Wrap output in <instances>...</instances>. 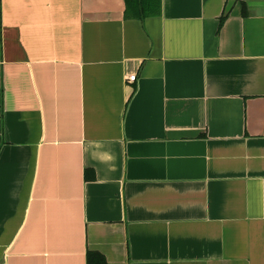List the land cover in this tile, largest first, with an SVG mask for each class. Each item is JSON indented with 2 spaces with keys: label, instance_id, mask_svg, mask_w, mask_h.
<instances>
[{
  "label": "crops",
  "instance_id": "1",
  "mask_svg": "<svg viewBox=\"0 0 264 264\" xmlns=\"http://www.w3.org/2000/svg\"><path fill=\"white\" fill-rule=\"evenodd\" d=\"M155 11L0 0V264H264V0Z\"/></svg>",
  "mask_w": 264,
  "mask_h": 264
},
{
  "label": "trees",
  "instance_id": "2",
  "mask_svg": "<svg viewBox=\"0 0 264 264\" xmlns=\"http://www.w3.org/2000/svg\"><path fill=\"white\" fill-rule=\"evenodd\" d=\"M158 0H125V16L142 18L155 13ZM87 264H107L105 257L95 251L88 253Z\"/></svg>",
  "mask_w": 264,
  "mask_h": 264
},
{
  "label": "built area",
  "instance_id": "3",
  "mask_svg": "<svg viewBox=\"0 0 264 264\" xmlns=\"http://www.w3.org/2000/svg\"><path fill=\"white\" fill-rule=\"evenodd\" d=\"M128 81H134L135 80V75H130L129 77H127Z\"/></svg>",
  "mask_w": 264,
  "mask_h": 264
}]
</instances>
